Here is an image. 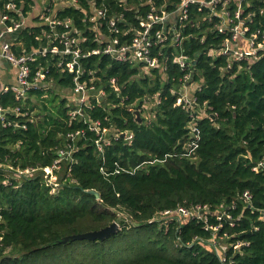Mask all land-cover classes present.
Wrapping results in <instances>:
<instances>
[{
  "label": "trees",
  "instance_id": "trees-1",
  "mask_svg": "<svg viewBox=\"0 0 264 264\" xmlns=\"http://www.w3.org/2000/svg\"><path fill=\"white\" fill-rule=\"evenodd\" d=\"M31 1L25 0L26 9ZM79 1L88 6L87 0ZM146 1L129 0L133 9L114 0L107 5L137 25V11L146 14L149 9ZM84 15L75 7L60 12L78 28H85ZM204 16V9L191 5L182 29L193 82L199 87L191 108L177 103L172 88L181 85L185 72L172 61L171 48L162 46H155L154 54L162 52L160 59L167 60L165 73L107 56L91 57L107 96L101 104L94 100L76 118L69 114L68 98L54 89H72L73 74L62 70L51 54L31 63L32 77L45 73L40 87L29 89L25 99L11 91L2 95L0 264H264V165L253 169L264 163V56L255 62L211 56L209 49L223 36L211 31L212 23ZM41 28L16 33L27 51L46 44L37 39ZM15 49L20 52L22 47ZM111 77L117 78L120 91L108 84ZM156 94L160 104L145 111L150 116L142 113L140 121L136 107ZM192 113L200 132L195 149L188 152ZM86 119L132 133L133 139L113 137L111 131L112 142L102 155ZM77 131L81 134L74 141V162L62 164L54 193L44 168L53 165L68 135ZM27 169L35 171L19 173ZM92 189L100 193L99 199ZM246 191L251 194L248 202L242 198ZM198 205L209 207L208 223L220 225L219 230L207 229V222L194 218L184 224L154 220L160 211ZM224 211L231 220H218ZM114 221L120 230L105 239L63 241ZM215 236L228 244L225 259L210 242Z\"/></svg>",
  "mask_w": 264,
  "mask_h": 264
},
{
  "label": "built area",
  "instance_id": "built-area-1",
  "mask_svg": "<svg viewBox=\"0 0 264 264\" xmlns=\"http://www.w3.org/2000/svg\"><path fill=\"white\" fill-rule=\"evenodd\" d=\"M88 6H83L79 0H32L29 9H26L25 0H0V58L5 60L16 70V82L3 86L0 92V119L4 117L1 106L3 94L13 92L17 99H25L28 90L40 87L45 79L44 71H38L32 77L31 63L39 55L48 54L58 57V66L73 74L74 86L69 95V114L72 118L83 114L85 108L92 107L93 101L101 104L107 96L102 79L98 76L97 69L90 65L93 56L102 58L111 57L117 62L132 66H141L147 71L159 69L166 72L167 60L162 61L159 54H154V47H168L172 50V61L185 72L179 87L172 88L177 95V103L183 108H191L196 104L195 92L199 89L193 82V66L191 57L185 52L183 28L189 18V8L196 5L205 11L204 20L212 23L211 31L223 36L221 43L209 49L211 56H226L229 61L255 62L264 56V0H163L155 3L147 0L149 9L146 14L137 11L138 24L128 22L125 14L110 11L107 5L109 0H87ZM119 6L135 8L129 0H114ZM66 7H75L83 10L85 28H78L73 18H62L60 12ZM36 13L32 15V9ZM122 24L124 26H122ZM42 27L37 37L41 43L46 44L41 48L27 51L23 42L16 33L26 28ZM204 32V39L207 31ZM132 34V38L126 36ZM91 34V36H90ZM97 43L92 47L87 43ZM21 46L17 52L15 47ZM117 78L111 77L108 84L116 91H120ZM161 99L156 94L151 100H146L140 107H136L145 116V111L160 104ZM16 114L21 113L20 107L14 109ZM196 115L192 113L189 128L192 141L188 143L187 150L192 152L199 140V128ZM89 128L96 132V146L100 154L104 155L105 149L112 142V138L123 136L124 132L112 131L105 128L100 120L86 119ZM16 126L25 125L16 124ZM114 132L113 137L108 132ZM81 131L68 135V143L58 150L57 158L52 166L44 168V177L53 187L52 192L59 188V173L62 164L71 165L74 162V141ZM132 141L133 134L127 133L126 137ZM264 165L260 162L253 169L258 171ZM35 169L20 170V174L31 175ZM245 202L251 199V194L245 192L242 196ZM210 209L208 206L198 205L194 208L179 206L176 209L160 211L154 220L168 222L177 220L184 224L189 219L203 220L208 223ZM224 217L232 219V215L220 213L218 220ZM233 224V223H232ZM221 226L207 224L206 228L215 231ZM211 244L217 254L225 259V245L216 236L211 239ZM241 243L235 245L239 247Z\"/></svg>",
  "mask_w": 264,
  "mask_h": 264
},
{
  "label": "water",
  "instance_id": "water-1",
  "mask_svg": "<svg viewBox=\"0 0 264 264\" xmlns=\"http://www.w3.org/2000/svg\"><path fill=\"white\" fill-rule=\"evenodd\" d=\"M137 118L142 121V116L139 111H136ZM214 117V115H212ZM127 132L123 133V136L126 137ZM90 193L94 194L97 199L100 198V193L97 190H89ZM120 230L119 224L114 221L109 226L103 227L101 229L91 230L83 233H77L70 236H66L64 238V242L68 240H82V239H88V240H96V239H105L108 236L117 233Z\"/></svg>",
  "mask_w": 264,
  "mask_h": 264
},
{
  "label": "crops",
  "instance_id": "crops-1",
  "mask_svg": "<svg viewBox=\"0 0 264 264\" xmlns=\"http://www.w3.org/2000/svg\"><path fill=\"white\" fill-rule=\"evenodd\" d=\"M17 70L0 58V92L5 85L14 84L16 82Z\"/></svg>",
  "mask_w": 264,
  "mask_h": 264
},
{
  "label": "rangeland",
  "instance_id": "rangeland-1",
  "mask_svg": "<svg viewBox=\"0 0 264 264\" xmlns=\"http://www.w3.org/2000/svg\"><path fill=\"white\" fill-rule=\"evenodd\" d=\"M36 13V8H33L32 9V15H34ZM142 70H144L145 71V69H142ZM54 89H55V92L60 96V97H62V98H68L69 97V95L71 94V89H62L61 90V88H59V87H54ZM68 102H70L71 103V101H69V98H68ZM145 116L147 117V116H150L148 113H145ZM109 134H112V132H108V135ZM60 174V173H59ZM59 178H60V175H59ZM57 191H58V188L55 190V193H57ZM120 224V223H119ZM121 227V226H120ZM223 242V241H222ZM221 242V243H222ZM222 245H225L226 246V248L228 247V244H225V243H222Z\"/></svg>",
  "mask_w": 264,
  "mask_h": 264
},
{
  "label": "bare ground",
  "instance_id": "bare-ground-1",
  "mask_svg": "<svg viewBox=\"0 0 264 264\" xmlns=\"http://www.w3.org/2000/svg\"><path fill=\"white\" fill-rule=\"evenodd\" d=\"M94 58H95V56H94ZM93 61V60H92ZM95 61V60H94ZM97 61V60H96ZM105 85V84H104ZM161 98V97H160ZM21 125V124H20Z\"/></svg>",
  "mask_w": 264,
  "mask_h": 264
}]
</instances>
